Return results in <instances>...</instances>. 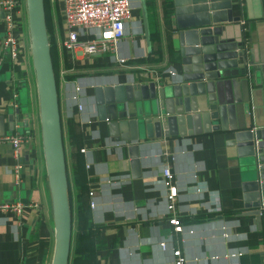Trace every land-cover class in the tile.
<instances>
[{"label":"crops","instance_id":"1","mask_svg":"<svg viewBox=\"0 0 264 264\" xmlns=\"http://www.w3.org/2000/svg\"><path fill=\"white\" fill-rule=\"evenodd\" d=\"M231 1L232 16L240 21L229 26L232 33L242 32L250 65L247 81L239 75L218 82L216 95L221 104L241 103L260 88L256 82L264 61V0ZM57 2L60 11L53 14L51 7L46 23L72 217L69 264H74L75 257H79L77 264H173L175 247L187 264H264V212L257 220L244 207L241 171L228 151L229 132L139 141L136 177L128 152V145L135 142L113 141L107 121L98 118L97 86L149 81L160 86L178 79L171 0H130L132 16L116 47L118 56L126 60L124 65L109 53L72 55L66 51L62 2ZM22 6L14 32L17 59L3 45L0 9V136L29 133L32 139L21 145L17 156L8 142L0 141V203L36 201L40 209H28L19 217L0 214V264H51V195L26 7ZM166 165L177 188L174 214L183 226L178 234L167 222L170 213L162 176Z\"/></svg>","mask_w":264,"mask_h":264},{"label":"water","instance_id":"2","mask_svg":"<svg viewBox=\"0 0 264 264\" xmlns=\"http://www.w3.org/2000/svg\"><path fill=\"white\" fill-rule=\"evenodd\" d=\"M171 2L178 79L160 86L154 81L97 86L94 100L98 118L107 121L113 141L135 142L128 145V152L136 177L140 165L139 141L214 130L229 132L227 146L241 171L244 207L258 220L264 212V61L256 82L260 88L253 89V94L241 103L221 104L216 95L218 82L239 75L247 81L250 65L246 62L242 32L232 33L229 26L240 21V17L232 16L233 2ZM25 7L51 195L54 228L51 264H69L72 217L44 0H25Z\"/></svg>","mask_w":264,"mask_h":264},{"label":"built area","instance_id":"3","mask_svg":"<svg viewBox=\"0 0 264 264\" xmlns=\"http://www.w3.org/2000/svg\"><path fill=\"white\" fill-rule=\"evenodd\" d=\"M63 9V20L65 37L62 47L72 55H97L113 54L115 60L124 65L126 60L117 54V44L124 37L125 24L131 19L132 7L130 0H61ZM24 0H0V9L3 11V45L13 59L18 58V40L14 34L17 23L16 18L21 14ZM26 10V9H25ZM26 13V11H25ZM174 76V71H169ZM78 91L79 88L77 87ZM16 97V95H13ZM32 136L29 133H15L13 135L0 136V141L8 142L14 152L18 155L21 145L29 144ZM166 157L167 154H165ZM19 166L14 169L16 181H19ZM163 182L167 188V211L170 216L167 222L172 226L175 234L181 233L182 223L174 214L176 208L177 188L170 166L166 165L162 171ZM90 196L92 192L88 193ZM94 203L90 202V207ZM37 208L40 205L36 201H10L0 203V214H12L21 216L24 211ZM164 248L165 243H160ZM174 257L173 264H187L180 248L172 249ZM230 257L236 254H230Z\"/></svg>","mask_w":264,"mask_h":264},{"label":"rangeland","instance_id":"4","mask_svg":"<svg viewBox=\"0 0 264 264\" xmlns=\"http://www.w3.org/2000/svg\"><path fill=\"white\" fill-rule=\"evenodd\" d=\"M44 4H45V12L47 13L46 17L50 18V11H51V7L53 9V14H57L60 10H59V2H57V0H44ZM58 8V9H57ZM58 21V19H57ZM65 36H62V39Z\"/></svg>","mask_w":264,"mask_h":264},{"label":"trees","instance_id":"5","mask_svg":"<svg viewBox=\"0 0 264 264\" xmlns=\"http://www.w3.org/2000/svg\"><path fill=\"white\" fill-rule=\"evenodd\" d=\"M79 253H80V251H79V246H78V248L76 250V256L77 255L79 256ZM75 262H76V264H77V262H79V257L78 258L77 257L74 258V264H75Z\"/></svg>","mask_w":264,"mask_h":264}]
</instances>
